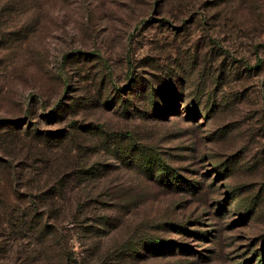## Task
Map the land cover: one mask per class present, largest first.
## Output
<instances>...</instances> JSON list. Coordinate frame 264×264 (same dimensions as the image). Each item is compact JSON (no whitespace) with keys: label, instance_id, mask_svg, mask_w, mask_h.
Wrapping results in <instances>:
<instances>
[{"label":"rangeland","instance_id":"rangeland-1","mask_svg":"<svg viewBox=\"0 0 264 264\" xmlns=\"http://www.w3.org/2000/svg\"><path fill=\"white\" fill-rule=\"evenodd\" d=\"M262 258L264 0H0V264Z\"/></svg>","mask_w":264,"mask_h":264},{"label":"trees","instance_id":"trees-1","mask_svg":"<svg viewBox=\"0 0 264 264\" xmlns=\"http://www.w3.org/2000/svg\"><path fill=\"white\" fill-rule=\"evenodd\" d=\"M161 182H163V181H161ZM175 182L176 183H178V185L180 184V182H177L176 181V179H175ZM168 185V184H167ZM172 185V184H171ZM169 186H170V184H169ZM174 186H176V185H174ZM178 187V186H177ZM193 235H195L196 237H198V238H201V239H205V237L203 236V235H201V234H195V233H192ZM172 250V249H171ZM180 250L181 251H183V252H186V250H185V248H183V247H181L180 248ZM260 264H264V260H263V258L260 260Z\"/></svg>","mask_w":264,"mask_h":264}]
</instances>
